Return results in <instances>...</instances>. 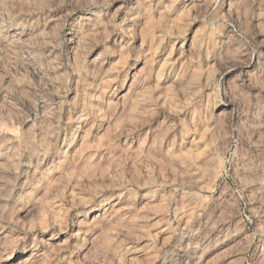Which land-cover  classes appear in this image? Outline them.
Here are the masks:
<instances>
[{
    "label": "rangeland",
    "instance_id": "1",
    "mask_svg": "<svg viewBox=\"0 0 264 264\" xmlns=\"http://www.w3.org/2000/svg\"><path fill=\"white\" fill-rule=\"evenodd\" d=\"M0 264H264V0H0Z\"/></svg>",
    "mask_w": 264,
    "mask_h": 264
}]
</instances>
